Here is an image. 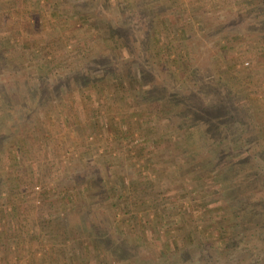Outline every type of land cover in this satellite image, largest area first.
Masks as SVG:
<instances>
[{
  "label": "rangeland",
  "instance_id": "1",
  "mask_svg": "<svg viewBox=\"0 0 264 264\" xmlns=\"http://www.w3.org/2000/svg\"><path fill=\"white\" fill-rule=\"evenodd\" d=\"M239 1L0 0V264H264L216 202L233 160L264 170V0ZM175 111L214 139L174 150Z\"/></svg>",
  "mask_w": 264,
  "mask_h": 264
},
{
  "label": "trees",
  "instance_id": "2",
  "mask_svg": "<svg viewBox=\"0 0 264 264\" xmlns=\"http://www.w3.org/2000/svg\"><path fill=\"white\" fill-rule=\"evenodd\" d=\"M250 1L251 0H240L239 3L245 4V3H249ZM261 20L264 21V14L261 17ZM257 38L259 39L260 37L254 36L253 38H251L252 39L251 44H254V43L257 44V41H259ZM251 39H248V40H251ZM182 117L183 116L181 113H176V111L173 112L174 121L172 122L170 127L173 130H180L181 133H184L182 135V138L179 139L177 142H175L176 144L175 146L177 147H175L174 150L177 151V150L183 149L187 143L188 138L190 137H196L200 145H203L204 141L208 142L209 139H212V140L214 139L211 137L212 135H210L211 133L208 130V127L210 126L213 127V125H211L209 121H206L208 123L207 124L202 119H196L195 117L193 121L189 122V121H183ZM234 131H236V129L230 130L228 123L220 124L219 132H220V139L223 142V146H221L220 142L219 144H220L221 149L223 148V150L229 151L228 155L230 156V158L232 157V154L234 152H237L239 148L238 146H236V143L239 140V138L233 135L235 133ZM228 134H232V137L228 136ZM219 155H220V151L218 152L217 156ZM245 156L246 157L236 158V160H233L232 163L230 162L231 165L234 164V166L236 167V170L238 169L239 171L238 181L235 183L236 185H225V186L215 185L217 188L215 189V191H219L221 186H222L221 187L222 191H224V194L222 195V197L220 196L217 197L216 202L218 205L217 207L220 208V212L223 210L224 207L229 208L231 217H230V220L227 222L228 229H230L231 227H234V225H236V223L238 222H239L238 224H241L243 226L244 225L248 226L249 228H247V230L254 228V227L264 228V182L261 183V180H260L259 182L256 183L257 178H258V177L256 178V176L264 177V170L263 169L259 170L257 168L254 169V167L251 164L250 158H248L247 155ZM234 157L233 159H235ZM217 161L218 159H214L213 160L214 164L212 166L210 162L206 163L205 159L201 161L202 164H205L206 166L208 165L210 166V168L214 170V175L210 173L209 174L210 177L214 178V176H216L215 172H217V169H218L216 168ZM246 169H249V171H247L246 178L251 179L250 182H248V179L246 178L244 179V177L242 176L243 172H246ZM221 179H220V183H221ZM256 186H258L257 190L255 189ZM260 191L261 193L258 195L256 192L259 193ZM253 218H255V220L257 221L255 222V224H258V226H255V224L253 223V220H252ZM252 223H253V227H252ZM90 228L92 230L89 229L86 232H83L81 230L80 234L83 235L84 237L93 235V233L94 235H96V233L93 232L92 225H90ZM92 239H93L92 243L94 244L96 248L95 252L98 251L100 254L103 253V251H101L100 248L98 247L100 246V243L96 239H94V237H92ZM176 254L177 252L173 253V256L176 258H179L178 256H176ZM101 256H102L101 258L103 259V261H105V263L111 262V264H120L122 262H125V261L120 260V257L116 256L113 253H108L107 251H106V257L103 254H101ZM101 258L100 259L96 258V254H95V259L102 260ZM180 261L182 262V260ZM183 262H186V261L184 260Z\"/></svg>",
  "mask_w": 264,
  "mask_h": 264
}]
</instances>
